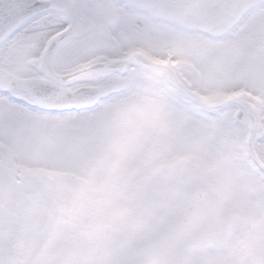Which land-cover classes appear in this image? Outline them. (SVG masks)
Returning a JSON list of instances; mask_svg holds the SVG:
<instances>
[{
	"label": "snow or ice",
	"instance_id": "6c2138e0",
	"mask_svg": "<svg viewBox=\"0 0 264 264\" xmlns=\"http://www.w3.org/2000/svg\"><path fill=\"white\" fill-rule=\"evenodd\" d=\"M0 264H264V0H0Z\"/></svg>",
	"mask_w": 264,
	"mask_h": 264
}]
</instances>
